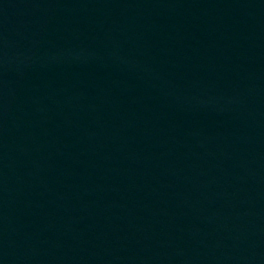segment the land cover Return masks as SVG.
I'll use <instances>...</instances> for the list:
<instances>
[{
  "label": "water",
  "instance_id": "95a60500",
  "mask_svg": "<svg viewBox=\"0 0 264 264\" xmlns=\"http://www.w3.org/2000/svg\"><path fill=\"white\" fill-rule=\"evenodd\" d=\"M0 264H264V0H0Z\"/></svg>",
  "mask_w": 264,
  "mask_h": 264
}]
</instances>
